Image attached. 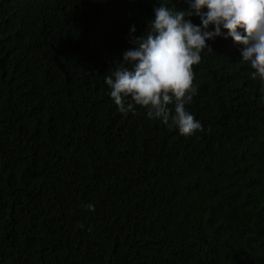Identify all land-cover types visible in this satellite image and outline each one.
I'll list each match as a JSON object with an SVG mask.
<instances>
[{
  "label": "trees",
  "instance_id": "16d2710c",
  "mask_svg": "<svg viewBox=\"0 0 264 264\" xmlns=\"http://www.w3.org/2000/svg\"><path fill=\"white\" fill-rule=\"evenodd\" d=\"M159 4L186 8L0 0V264H264V83L243 46L206 41L190 136L104 83Z\"/></svg>",
  "mask_w": 264,
  "mask_h": 264
},
{
  "label": "clouds",
  "instance_id": "9594fccd",
  "mask_svg": "<svg viewBox=\"0 0 264 264\" xmlns=\"http://www.w3.org/2000/svg\"><path fill=\"white\" fill-rule=\"evenodd\" d=\"M183 3L186 8L180 10L170 9L168 4L154 9L155 18L148 22V30L140 36L130 35L131 47L123 53L119 66L105 75L104 83L119 112H133L138 106L146 110L149 119H158L190 136L203 131L185 106L196 93L193 68L200 63L204 49L212 52L206 41L223 37L242 45L241 60L254 70L251 78L264 83V0ZM193 16L199 17V26L192 23ZM135 31L133 26L130 34ZM173 103L174 112L168 107ZM85 207L95 210L93 203Z\"/></svg>",
  "mask_w": 264,
  "mask_h": 264
}]
</instances>
